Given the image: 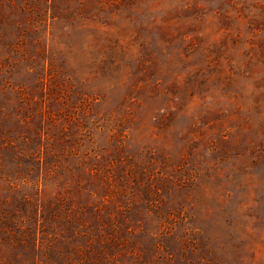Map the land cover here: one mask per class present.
<instances>
[{
	"label": "rangeland",
	"instance_id": "rangeland-1",
	"mask_svg": "<svg viewBox=\"0 0 264 264\" xmlns=\"http://www.w3.org/2000/svg\"><path fill=\"white\" fill-rule=\"evenodd\" d=\"M0 264H264V0H0Z\"/></svg>",
	"mask_w": 264,
	"mask_h": 264
}]
</instances>
